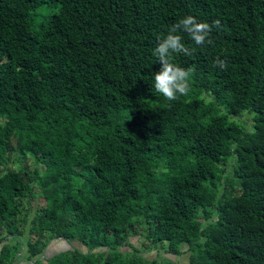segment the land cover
<instances>
[{"label": "trees", "instance_id": "trees-1", "mask_svg": "<svg viewBox=\"0 0 264 264\" xmlns=\"http://www.w3.org/2000/svg\"><path fill=\"white\" fill-rule=\"evenodd\" d=\"M187 15L220 26L177 33L195 70L168 101L153 53ZM160 252L264 264V0H0V264Z\"/></svg>", "mask_w": 264, "mask_h": 264}, {"label": "clouds", "instance_id": "clouds-1", "mask_svg": "<svg viewBox=\"0 0 264 264\" xmlns=\"http://www.w3.org/2000/svg\"><path fill=\"white\" fill-rule=\"evenodd\" d=\"M213 26L219 27L220 21L208 22L198 21L194 16L187 15L176 22L163 38L158 37L154 55L162 67L154 73L153 87L166 100L175 101L179 96H186L191 88L190 76L194 67H179L172 62L173 54L182 53L185 56L192 55L189 47L185 46L180 31L186 32L190 39L198 46L212 44L210 39ZM214 64L220 69H226L224 60L217 59Z\"/></svg>", "mask_w": 264, "mask_h": 264}, {"label": "rangeland", "instance_id": "rangeland-1", "mask_svg": "<svg viewBox=\"0 0 264 264\" xmlns=\"http://www.w3.org/2000/svg\"><path fill=\"white\" fill-rule=\"evenodd\" d=\"M38 22H39V19H38ZM41 201V200H40ZM38 201V203L40 202ZM35 204L37 202H34ZM130 244L134 245V247L136 248H143V240L140 238V236H132L130 238ZM69 249H78L79 251L81 252H85L86 250L81 246L80 243L78 242H67V241H64V240H53L49 245L48 247L46 248L45 250V253L44 255L45 256H52L54 254H57L61 251H64V250H69ZM123 252H131L132 249L131 248H123L122 249ZM161 256H164L168 259H171L173 262L177 263V264H188V253H184L182 255H179V256H174V255H171V254H165L160 252ZM142 257L145 259V260H148V259H159L157 257V252L156 251H152V252H148V251H142L141 253ZM13 264H27V262H25L24 260L22 261H15Z\"/></svg>", "mask_w": 264, "mask_h": 264}]
</instances>
